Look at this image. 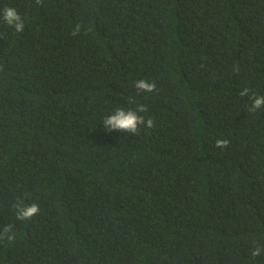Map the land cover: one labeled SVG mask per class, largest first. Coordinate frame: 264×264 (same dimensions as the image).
Masks as SVG:
<instances>
[{
  "label": "trees",
  "instance_id": "1",
  "mask_svg": "<svg viewBox=\"0 0 264 264\" xmlns=\"http://www.w3.org/2000/svg\"><path fill=\"white\" fill-rule=\"evenodd\" d=\"M6 6L26 30L0 23V264H264V0ZM135 105L151 129L104 131Z\"/></svg>",
  "mask_w": 264,
  "mask_h": 264
},
{
  "label": "clouds",
  "instance_id": "2",
  "mask_svg": "<svg viewBox=\"0 0 264 264\" xmlns=\"http://www.w3.org/2000/svg\"><path fill=\"white\" fill-rule=\"evenodd\" d=\"M36 6H39L42 3V0H34ZM0 23L5 27L14 30L17 34H22L26 30V21L22 18L20 12L13 6H6L0 10ZM81 32V24L75 23L71 36L76 37ZM135 89L143 93H153L157 90V85L155 82H149L147 79H138L135 81ZM250 89L243 88L239 95L241 97L248 96ZM252 104L249 111H257L264 108V95H252L251 97ZM147 108L145 105H135V107L115 108L111 113L106 114L102 118V124L104 131L106 133H111L113 131L123 132L126 134L137 135L141 126L144 129H151L154 125L152 118L145 119L144 115L141 113H146ZM229 141L227 139H217L215 146L220 149H224L228 146ZM40 212V205L36 202H32L24 207H19L15 219L23 222H30L32 218L38 215ZM13 232V227L11 224L0 225V235L10 234ZM264 254V248L256 247L251 255L257 257Z\"/></svg>",
  "mask_w": 264,
  "mask_h": 264
}]
</instances>
